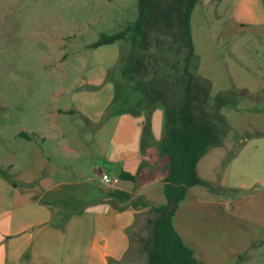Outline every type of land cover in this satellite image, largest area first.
<instances>
[{"label":"rangeland","instance_id":"rangeland-1","mask_svg":"<svg viewBox=\"0 0 264 264\" xmlns=\"http://www.w3.org/2000/svg\"><path fill=\"white\" fill-rule=\"evenodd\" d=\"M238 1L200 0L192 14L198 55L194 70L212 82V98L223 90L244 89L251 85L256 73L264 72V43L240 41L242 36L264 35V25H243L251 15L240 9ZM248 2L252 4L254 0ZM260 3L264 4V0ZM137 12L138 0H0V145L1 156L10 159L16 155L19 159L15 170L6 166L13 180L21 182L19 175L27 178L30 171L25 168L32 160L34 164H29L36 172L33 188L41 192L42 180L46 182L51 165L59 162L71 166L69 159L53 150L49 140L36 133L50 130L55 109L64 104L62 88L107 71L116 85L117 101L113 106L125 105L131 110L144 99L140 91L127 92L128 82L119 72L120 54L123 48H130V42L94 45L102 35L131 24ZM255 15L262 16L258 10ZM249 92L254 96L238 92L235 103L222 108L230 124L225 141L231 146L225 147L226 159L240 148L242 140L264 133V90ZM156 108L164 111L162 140L165 110L160 104ZM152 113L151 125L146 121L147 112L140 113L145 117L143 127L146 125L148 131L144 140L148 144L154 132H160L158 125H152ZM22 132L32 138L20 136ZM215 182L212 190L222 196L224 207L212 204V217L205 214L198 221V228L213 226V237L209 235L213 242L189 246L203 264H264V187L252 184L223 189L219 178ZM99 189L90 184L56 189L47 194L44 202L52 200L63 211L78 212L99 196ZM146 234L145 218L140 217L131 230L130 251L122 264L146 263L141 252L142 236ZM199 237L207 240L202 234Z\"/></svg>","mask_w":264,"mask_h":264},{"label":"crops","instance_id":"crops-1","mask_svg":"<svg viewBox=\"0 0 264 264\" xmlns=\"http://www.w3.org/2000/svg\"><path fill=\"white\" fill-rule=\"evenodd\" d=\"M248 1H238L240 9L251 15L243 25L263 26L264 4L260 0L252 4ZM256 10L262 16H256ZM242 37V42L264 43L261 34ZM194 44L197 52L195 38ZM115 86L104 71L61 89L64 104L55 109L50 130L36 133L49 140L53 150L69 159L71 166L59 162L51 165L46 182L42 180L41 192L33 188L34 162L30 160L32 165L28 163L25 168L30 171L27 178L19 175L21 182H16L6 166L15 170L19 159L16 155L10 159L1 156L0 145V167L5 171L0 174V264H109L110 259L123 262L131 245L128 228L134 224L136 214L167 203L164 188L169 157L158 150L164 111L156 108L152 113V125H158L160 132H154L155 137L148 144L143 134L144 115L109 112L116 98ZM243 87L264 90V72L256 73L251 85ZM19 135L32 138L28 133ZM241 143L227 159L225 147L231 146L228 141H224L223 147L212 148L198 162L199 177L211 184L219 178L223 189H241L252 184L264 187V133L249 136ZM222 163L225 165L219 169ZM122 171L134 175L135 180L120 177ZM103 173L118 176L120 182L105 184ZM87 184L100 188L99 196L78 212L63 211L52 200L44 202L47 194L56 189ZM115 189L131 193L133 200L148 206L134 207L126 202L119 203L124 209H118L108 196ZM221 203L222 196L204 184L187 189L173 217L175 229L187 245L213 242V226L198 228V221L205 214L210 219L212 204L223 208ZM222 229L219 227L218 234ZM201 234L207 237L206 241L199 237Z\"/></svg>","mask_w":264,"mask_h":264},{"label":"trees","instance_id":"trees-1","mask_svg":"<svg viewBox=\"0 0 264 264\" xmlns=\"http://www.w3.org/2000/svg\"><path fill=\"white\" fill-rule=\"evenodd\" d=\"M200 0H138L135 20L120 31L104 34L94 45L116 41L130 42L123 48L118 67L128 82L127 92L140 91L144 99L130 110L113 106L109 112H128L139 115L147 112L148 125L154 108L160 104L165 110V132L159 142L162 155L169 157V174L164 192L167 203L151 206L136 214L134 224L145 218L147 234L142 236L141 252L145 264H203L194 249L187 245L173 224V215L187 189L204 184L197 171L199 160L212 148L222 146L230 124L222 108L235 103L238 94L254 95L247 89L223 90L212 98V82L194 70L197 53L191 18ZM146 125L143 127L145 135ZM0 174L5 171L0 167ZM120 177L135 180V176L122 171ZM110 201L118 209L119 203L129 202L134 207H147V203L133 200L132 194L121 189L109 192ZM172 201L174 209L165 216ZM131 247V245H130ZM110 259L109 264H122Z\"/></svg>","mask_w":264,"mask_h":264},{"label":"built area","instance_id":"built-area-1","mask_svg":"<svg viewBox=\"0 0 264 264\" xmlns=\"http://www.w3.org/2000/svg\"><path fill=\"white\" fill-rule=\"evenodd\" d=\"M102 180L107 185H117L120 182V178L118 176L111 175L109 173H103Z\"/></svg>","mask_w":264,"mask_h":264},{"label":"water","instance_id":"water-1","mask_svg":"<svg viewBox=\"0 0 264 264\" xmlns=\"http://www.w3.org/2000/svg\"><path fill=\"white\" fill-rule=\"evenodd\" d=\"M174 205H175V201H172V202L170 203L168 209H167L166 214H165L166 217L169 216L170 213L173 211V209H174Z\"/></svg>","mask_w":264,"mask_h":264}]
</instances>
